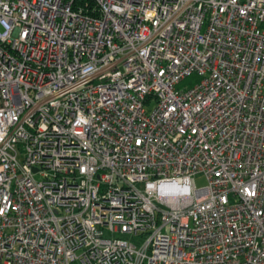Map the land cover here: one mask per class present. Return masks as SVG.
<instances>
[{
	"label": "built area",
	"instance_id": "2783aa9c",
	"mask_svg": "<svg viewBox=\"0 0 264 264\" xmlns=\"http://www.w3.org/2000/svg\"><path fill=\"white\" fill-rule=\"evenodd\" d=\"M0 264H264V0H0Z\"/></svg>",
	"mask_w": 264,
	"mask_h": 264
},
{
	"label": "clouds",
	"instance_id": "9594fccd",
	"mask_svg": "<svg viewBox=\"0 0 264 264\" xmlns=\"http://www.w3.org/2000/svg\"><path fill=\"white\" fill-rule=\"evenodd\" d=\"M194 181L191 176L168 177L151 184L148 195L169 204L174 210L181 209L194 197Z\"/></svg>",
	"mask_w": 264,
	"mask_h": 264
},
{
	"label": "rangeland",
	"instance_id": "374dc122",
	"mask_svg": "<svg viewBox=\"0 0 264 264\" xmlns=\"http://www.w3.org/2000/svg\"><path fill=\"white\" fill-rule=\"evenodd\" d=\"M198 79V77L195 74H191L189 76L184 77L183 79H181L177 84L176 87L177 88H181L183 86H188L190 84H193L196 80ZM148 108L146 107V110ZM205 180L202 174H197L194 176V183L196 186H200L202 184H204ZM115 236L117 237H122L125 239H129L131 241L134 242H139L141 240L140 236H132V235H128V234H124V233H114Z\"/></svg>",
	"mask_w": 264,
	"mask_h": 264
},
{
	"label": "trees",
	"instance_id": "16d2710c",
	"mask_svg": "<svg viewBox=\"0 0 264 264\" xmlns=\"http://www.w3.org/2000/svg\"><path fill=\"white\" fill-rule=\"evenodd\" d=\"M90 1V0H89Z\"/></svg>",
	"mask_w": 264,
	"mask_h": 264
}]
</instances>
